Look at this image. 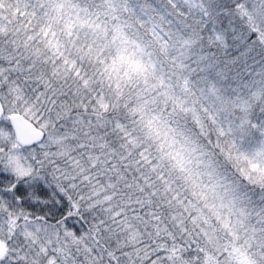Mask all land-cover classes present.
<instances>
[{"label":"snow or ice","instance_id":"obj_1","mask_svg":"<svg viewBox=\"0 0 264 264\" xmlns=\"http://www.w3.org/2000/svg\"><path fill=\"white\" fill-rule=\"evenodd\" d=\"M0 264H264V0H0Z\"/></svg>","mask_w":264,"mask_h":264}]
</instances>
